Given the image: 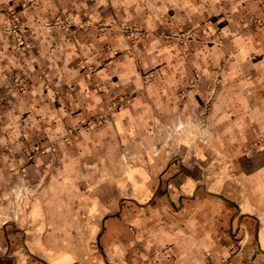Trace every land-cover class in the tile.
Masks as SVG:
<instances>
[{
  "label": "rangeland",
  "instance_id": "obj_1",
  "mask_svg": "<svg viewBox=\"0 0 264 264\" xmlns=\"http://www.w3.org/2000/svg\"><path fill=\"white\" fill-rule=\"evenodd\" d=\"M194 1L205 23L200 19L186 30L158 33L127 22L95 28L140 50L132 55V73L118 69L114 81L120 75L165 77L169 91L192 93L194 109L180 101L192 121L161 135L164 148L169 151L170 135L182 137L181 131L200 143L208 140L212 169L218 170L234 153L264 146V0H210L209 21L199 8L207 0ZM80 6L75 10L73 0H0V229L5 223L12 231L18 205L49 201V242L34 229L35 238L25 244L34 256L21 264H45L39 255L46 264H230L225 253L236 246L223 240L231 235L229 205L214 196H125L124 211L117 212L123 195L110 189L113 203L105 213L113 218L102 226L97 210L106 196L97 193L105 179L98 171L116 165L94 162L98 144L88 138L105 117H85L72 129L64 126L68 117L61 108L75 90L101 93L96 75L123 51L77 42L79 31L92 28L70 20L77 11L87 18ZM161 43V51H145L147 44ZM145 91L134 86L123 100L112 101V109L127 107ZM240 142L242 147L227 146ZM255 258L249 264H264V254Z\"/></svg>",
  "mask_w": 264,
  "mask_h": 264
},
{
  "label": "crops",
  "instance_id": "obj_2",
  "mask_svg": "<svg viewBox=\"0 0 264 264\" xmlns=\"http://www.w3.org/2000/svg\"><path fill=\"white\" fill-rule=\"evenodd\" d=\"M203 2L199 8L207 14L206 21H209L211 1ZM73 3L75 10H82L80 5L85 6L88 16L83 18L77 11L70 20L86 21L92 25L89 32L79 31L76 34L77 42L85 39L84 43L90 42V48L95 47L98 50L105 46L112 52L123 51L122 58L107 60L105 67L96 75L101 93H92L91 90L90 93H83V89L80 93L75 90L71 95H67L61 108L68 117L64 126L72 129L79 126L85 117L91 115L105 117L104 122L95 127L88 138L98 144V154L93 159L94 162L116 165L114 168L106 166L98 171L101 179L105 181L99 185L100 190L97 194L106 196L107 199L97 210L102 216V226L113 218V215L105 213L111 210L110 206L113 203L109 198L110 189L123 195L119 199L117 212L124 211L123 200H128L125 196H133L143 201L150 196L162 194L176 196L178 199L200 197L205 194L217 197L229 205L228 227L231 235L224 236L223 240L225 244L236 246L230 254L228 251L225 253L230 257V264H249L250 261L257 260L255 257L258 254H264V146L252 152L234 153L230 163L220 166L218 170L212 169L209 141L200 143L190 139L184 136L185 131H181L182 137L170 135V150H166L164 146L168 142L161 135L165 136V132L179 124L188 126L189 121H192L190 118L193 117V113L190 114L187 107L180 109V101L183 100L187 101V106L189 102L191 106L194 105L192 93L187 91L179 94L169 91L172 87H168L169 83L165 77L150 80L146 77L131 78L120 75L119 80L114 81L113 76L119 73L118 69H126L128 73H132V68L135 67L132 55L138 56L140 50L136 44L128 40L114 38L110 32L95 28L101 23L118 25L127 22L153 29L158 33L186 30L200 22V19L205 23V15L199 18L196 14L198 11L195 1L73 0ZM147 45L145 48L147 52L152 50V47L161 51L162 43L157 46ZM152 82L157 83L156 86L159 85L155 92L150 89ZM139 85L146 91L130 99L127 107L117 111L112 109L113 100H123L134 86ZM152 95L155 97L151 98ZM168 100H173L174 103ZM227 146L242 147L243 143ZM85 158L83 157V161L90 162V159ZM66 162L65 159L64 163ZM60 185L65 189V184ZM12 212H15L17 217V224L11 225L12 231L5 223L1 224L0 264H21L20 261L25 260L26 256L32 258L34 251L28 250L25 244L35 238L34 229L45 243L52 226L49 201L18 205ZM99 237L100 233L97 238ZM19 238L21 246L18 244L14 246L15 243H20ZM46 242H49V239ZM21 250H24L25 254H22ZM38 259L46 264V258L39 255Z\"/></svg>",
  "mask_w": 264,
  "mask_h": 264
}]
</instances>
